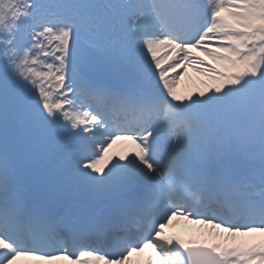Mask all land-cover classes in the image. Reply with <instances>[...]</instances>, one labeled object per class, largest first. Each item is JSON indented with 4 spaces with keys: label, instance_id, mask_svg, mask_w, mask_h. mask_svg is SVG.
Segmentation results:
<instances>
[{
    "label": "snow or ice",
    "instance_id": "snow-or-ice-1",
    "mask_svg": "<svg viewBox=\"0 0 264 264\" xmlns=\"http://www.w3.org/2000/svg\"><path fill=\"white\" fill-rule=\"evenodd\" d=\"M21 258L264 264V0H0V264Z\"/></svg>",
    "mask_w": 264,
    "mask_h": 264
},
{
    "label": "bare ground",
    "instance_id": "bare-ground-1",
    "mask_svg": "<svg viewBox=\"0 0 264 264\" xmlns=\"http://www.w3.org/2000/svg\"><path fill=\"white\" fill-rule=\"evenodd\" d=\"M197 55L202 56V53H196ZM205 60H207V57H204ZM203 77L197 76L194 72L191 71V69L188 70V72L184 75L183 79H181L180 83L177 85V92L181 95H187L192 92L197 91L202 85L201 81L203 80ZM132 145L130 142L127 141H117L115 145L112 146V148L109 150V155H112L113 153H120L122 151L131 150ZM172 228L168 231L172 233H176L180 235L182 238H189V237H196L200 239L207 238V234L209 231H211L208 227L204 225L199 224H193L190 221L184 220L181 217H176L172 221ZM227 233H223L222 236H227ZM261 239V237L253 236V237H236V242H239L241 240H250L253 242H258ZM210 243H223L220 239H210ZM149 250H146L144 254H142L140 257H133V260H140L141 262L146 261L148 256ZM18 264H39V262L29 260L27 258H21L18 261ZM52 264H67L66 261H59V262H52Z\"/></svg>",
    "mask_w": 264,
    "mask_h": 264
}]
</instances>
